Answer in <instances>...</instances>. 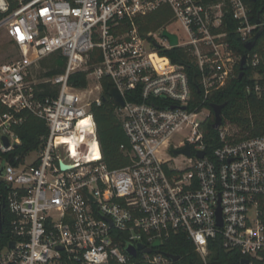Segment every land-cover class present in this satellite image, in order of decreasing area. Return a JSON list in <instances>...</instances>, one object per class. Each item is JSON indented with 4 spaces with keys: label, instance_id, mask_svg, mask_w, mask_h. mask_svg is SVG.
<instances>
[{
    "label": "built area",
    "instance_id": "1",
    "mask_svg": "<svg viewBox=\"0 0 264 264\" xmlns=\"http://www.w3.org/2000/svg\"><path fill=\"white\" fill-rule=\"evenodd\" d=\"M250 1L0 0V31L17 50L0 63V179L9 217L0 264H130V247L158 240L162 247L179 234L202 264L217 243L240 252L241 264H264V136L241 139L222 123L211 148L202 127L206 103L236 76L243 57L227 39L228 20L245 44L264 26L253 21ZM162 7L169 22L142 33L143 20ZM174 49L190 54L199 70L195 108L187 66L165 55ZM252 51L246 64L260 96L264 47ZM52 56L64 71L48 76L42 64ZM78 72L87 73L86 88L70 84ZM103 77L125 103L115 102L129 164L116 169L104 159L92 112L104 102ZM28 115L44 120L47 134L40 150L17 153L16 128ZM186 147L189 156L176 153ZM161 247L138 256L169 264L155 252Z\"/></svg>",
    "mask_w": 264,
    "mask_h": 264
},
{
    "label": "trees",
    "instance_id": "2",
    "mask_svg": "<svg viewBox=\"0 0 264 264\" xmlns=\"http://www.w3.org/2000/svg\"><path fill=\"white\" fill-rule=\"evenodd\" d=\"M17 5L18 3H15L14 7ZM250 6L254 14L253 21L264 20V0H252L250 1ZM169 20L170 12L167 8L162 7L143 20L144 25L141 27V31L142 33L157 31L166 25ZM228 21L230 24L227 28L229 33L228 41L231 43L237 55H247L249 51L245 49V43L236 34L238 23L232 19ZM258 33L260 35L252 52L259 51L264 47V26L258 29ZM165 55L169 56L174 63L187 66L186 71L193 94L191 108L197 107L201 101V93L199 92L200 74L190 54L182 49H174L166 52ZM55 59L56 57L52 56L48 60L49 64L47 66L45 65L46 61L43 62L44 67L51 69L46 73L48 76H55L64 71V62ZM93 63L94 61L91 62V64ZM258 71L264 74V67L260 66ZM253 74L254 71L251 68H247L244 76L240 78V68L237 67L236 76L222 90L213 93L206 103L205 107L209 109L210 115L203 122L202 127L206 131V141L211 144V148L219 145L218 132L213 128L215 116L212 105L226 104L222 110V123L228 124L239 138L264 136V94L258 96L254 92L253 87L255 81L253 80ZM70 84L77 88H86L88 85L87 73H75L70 77ZM101 84L105 100L101 105H94L92 112L98 126V137L106 163L111 169L121 168L129 164L128 154L121 149V146L125 145L129 148L130 144L117 113L118 106L109 96L113 84L108 77H103ZM126 98L130 102H142V99L139 96H135L134 93H127ZM16 133L22 140V145L17 150V153L38 151L42 145V138L47 134V125L44 120L34 115H28L23 125L16 128ZM7 193V187L0 179V205L2 206L4 226V233L0 236V240L3 243L7 239L6 230L9 223L8 208L6 205ZM211 248L213 253L208 264H241L240 252H227L219 243L214 246L212 245ZM155 252H161L164 255L173 254L181 257L179 261H170L169 264H202V259L196 253L194 243L184 234L176 235L164 241L161 249ZM130 264L151 263L140 255L132 259Z\"/></svg>",
    "mask_w": 264,
    "mask_h": 264
},
{
    "label": "water",
    "instance_id": "3",
    "mask_svg": "<svg viewBox=\"0 0 264 264\" xmlns=\"http://www.w3.org/2000/svg\"><path fill=\"white\" fill-rule=\"evenodd\" d=\"M259 23H263L264 20H259ZM163 35L167 38L170 39L171 41V45L172 46H176L178 45V37L176 35H173L171 33H169L168 31H164ZM260 33H258L251 41H249L248 43L245 44V49L247 51H252L254 49V47L256 46L257 40L259 38ZM246 55H244L242 57L241 63H240V78H242L247 70V64H246ZM109 96L121 107L125 106L124 100L121 96V94L117 91V89L112 88L111 91L109 92ZM105 100V98H103ZM226 106V104L223 105H212V110L214 112V116H215V121L213 124V128L215 130L219 129L220 126L222 125V110L223 108ZM6 145H8V142L6 140ZM177 154L183 153L186 155H190V149L189 147H186L185 149L181 150V151H177ZM204 155V153L200 152L199 156L202 157ZM1 173V171H0ZM221 224V222H220ZM3 230V217H2V206L0 205V234L2 233ZM13 246V243L11 244ZM161 247V242L158 240L156 241L151 248H145L144 245L140 244L137 248L134 247H130L128 249V253L133 256L134 258H136L138 256V251H141L143 253L146 254H151L153 252V249L155 248H160ZM167 258L172 261V262H177L181 259L180 256L177 255H173V254H168L166 255ZM244 263H248V261H245Z\"/></svg>",
    "mask_w": 264,
    "mask_h": 264
},
{
    "label": "rangeland",
    "instance_id": "4",
    "mask_svg": "<svg viewBox=\"0 0 264 264\" xmlns=\"http://www.w3.org/2000/svg\"><path fill=\"white\" fill-rule=\"evenodd\" d=\"M17 57V50L14 47V45L9 41L8 37L6 36V33L4 31H0V63L1 62H10L14 60ZM47 60L45 62V65L47 66L49 63ZM43 70L42 72L47 70L50 71V68L44 67L42 64ZM208 114V110H203L202 114L199 116V119H202L205 115ZM185 134V132H183ZM36 157V152L30 153L29 155V161L32 162L34 158ZM181 160L183 157H179Z\"/></svg>",
    "mask_w": 264,
    "mask_h": 264
},
{
    "label": "bare ground",
    "instance_id": "5",
    "mask_svg": "<svg viewBox=\"0 0 264 264\" xmlns=\"http://www.w3.org/2000/svg\"><path fill=\"white\" fill-rule=\"evenodd\" d=\"M94 156H98V153L96 152Z\"/></svg>",
    "mask_w": 264,
    "mask_h": 264
}]
</instances>
